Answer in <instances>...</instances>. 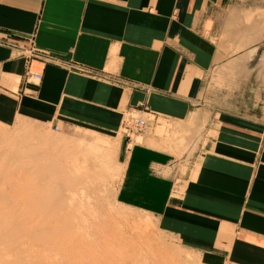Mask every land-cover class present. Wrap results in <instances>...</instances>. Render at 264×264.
<instances>
[{
  "label": "crops",
  "instance_id": "obj_1",
  "mask_svg": "<svg viewBox=\"0 0 264 264\" xmlns=\"http://www.w3.org/2000/svg\"><path fill=\"white\" fill-rule=\"evenodd\" d=\"M222 2L0 0V122L22 118L101 133L134 111L174 126L193 123L178 149L198 150L190 177L179 183L181 206H169L172 179L164 167L173 155L124 135L120 201L161 213L164 222L182 225L172 230L197 240H211L199 236L211 232L238 264H264V150L256 129L233 122L198 148L205 114L191 108L217 59L204 23Z\"/></svg>",
  "mask_w": 264,
  "mask_h": 264
},
{
  "label": "rangeland",
  "instance_id": "obj_2",
  "mask_svg": "<svg viewBox=\"0 0 264 264\" xmlns=\"http://www.w3.org/2000/svg\"><path fill=\"white\" fill-rule=\"evenodd\" d=\"M261 13L264 0H223L207 16L204 30L217 45V59L191 106L205 114L198 148L234 122L255 128L252 133L264 150V38L233 46L241 36L235 27H255ZM249 50L255 53L245 56ZM126 115L116 130L101 133L73 126L55 129L22 118L0 122V264H238L230 246L214 243L211 232L199 234L211 240H197L172 230L182 225L171 226L161 213H146L120 201ZM134 115L147 126L135 141L131 134L129 143L156 146L173 155L164 170L172 179L169 206L180 207L179 183L185 174L190 177L198 150L188 155L178 149L194 125L188 121L174 126L150 114ZM144 135L159 141L148 142ZM51 189L55 191L51 197L46 194L47 204L40 195Z\"/></svg>",
  "mask_w": 264,
  "mask_h": 264
},
{
  "label": "bare ground",
  "instance_id": "obj_3",
  "mask_svg": "<svg viewBox=\"0 0 264 264\" xmlns=\"http://www.w3.org/2000/svg\"><path fill=\"white\" fill-rule=\"evenodd\" d=\"M259 16H261V20H257L256 22H255V24H256V26L255 27H253V25L251 26V28H247L246 26H241V25H237L236 27H235V30H236V32H238V33H240L241 34V36H237L238 38H237V40H235V42H234V44H233V46L235 47H239V46H247L248 44H252V43H254V42H256V41H259V40H262L263 38H264V14L263 13H261V14H259ZM246 34H245V33ZM245 34V35H244ZM236 39V38H235ZM237 41L238 42H240V44L239 45H237ZM254 50V49H253ZM253 50H249L248 52H247V54L245 55V56H248V55H250L252 52L253 53H255V51H253ZM252 55V54H251ZM250 55V56H251ZM133 111H128V113H127V115L130 113V114H132V115H134V113H136V112H134V113H132ZM126 115V116H127ZM135 116V115H134ZM139 117V116H138ZM147 126V125H146ZM144 130V129H143ZM136 136H139V133H135V135L132 137V139H133V141H135V138H136ZM2 141V140H1ZM14 148V147H13ZM12 148V149H13ZM17 148V147H16ZM11 150V149H10ZM20 151V150H19ZM45 159V158H44ZM47 159V158H46ZM54 160H55V158H53ZM46 161V160H45ZM48 163V162H47ZM49 165V164H48ZM43 167H45V165H40V167H39V169L40 168H42V170H43ZM48 168V167H47ZM51 168V167H50ZM39 176V175H38ZM32 178V177H31ZM35 178V177H34ZM36 178H37V176H36ZM39 178V177H38ZM37 178V179H38ZM29 179V178H28ZM43 179V178H42ZM42 179H40V180H42ZM32 180V179H31ZM54 180V179H53ZM28 181V180H27ZM32 181H36V179H34V180H32ZM29 183V182H28ZM33 184V183H32ZM35 185V184H34ZM56 186V185H55ZM33 190V189H32ZM52 190V189H51ZM46 190V192L45 191H43L44 193H42L40 196H41V200L42 201H44L45 203H47V200H49L50 199V197H51V194H52V192L54 193V191H55V189L54 190ZM60 190V189H59ZM36 191H37V188H36ZM57 192H59V191H57ZM37 193V192H36ZM46 194H49L50 195V197L49 196H47ZM29 195H31V194H29ZM34 195V194H33ZM28 196V195H27ZM31 198H33V197H31ZM52 199V198H51ZM38 200V199H37ZM39 201V200H38ZM43 202V203H44ZM69 202V201H68ZM36 204V203H35ZM48 204V203H47ZM50 204V203H49ZM60 205H63V203H62V201L60 202ZM39 206V205H38ZM41 206V205H40ZM45 207H47L48 208V206H45ZM31 209V208H30ZM34 211H36V210H34ZM71 224V223H70ZM68 226V225H67ZM71 227V226H70ZM82 227V226H81ZM68 228V227H67ZM61 231H65V230H62L61 229ZM20 258V257H19Z\"/></svg>",
  "mask_w": 264,
  "mask_h": 264
},
{
  "label": "built area",
  "instance_id": "obj_4",
  "mask_svg": "<svg viewBox=\"0 0 264 264\" xmlns=\"http://www.w3.org/2000/svg\"><path fill=\"white\" fill-rule=\"evenodd\" d=\"M28 76L36 81H39L41 75L36 72H28ZM142 111H147L146 107L143 106ZM147 121L138 117L137 115L128 114L122 124V133L127 138L130 139V135L133 133H140L146 127Z\"/></svg>",
  "mask_w": 264,
  "mask_h": 264
}]
</instances>
